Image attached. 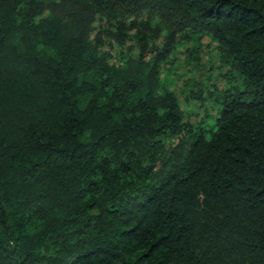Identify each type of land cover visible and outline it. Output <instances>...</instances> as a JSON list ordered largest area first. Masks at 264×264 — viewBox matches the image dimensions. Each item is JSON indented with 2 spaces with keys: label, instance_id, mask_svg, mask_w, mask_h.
Instances as JSON below:
<instances>
[{
  "label": "trees",
  "instance_id": "obj_1",
  "mask_svg": "<svg viewBox=\"0 0 264 264\" xmlns=\"http://www.w3.org/2000/svg\"><path fill=\"white\" fill-rule=\"evenodd\" d=\"M203 35L211 127L161 80ZM0 264H264V0H0Z\"/></svg>",
  "mask_w": 264,
  "mask_h": 264
},
{
  "label": "rangeland",
  "instance_id": "obj_2",
  "mask_svg": "<svg viewBox=\"0 0 264 264\" xmlns=\"http://www.w3.org/2000/svg\"><path fill=\"white\" fill-rule=\"evenodd\" d=\"M157 44L160 46L161 41H157ZM111 48V58L118 57L120 48ZM225 71L220 64L216 44L203 35L177 44L161 65V80L176 92L185 120L211 127L216 116V105L208 97V91L214 87L236 85L234 79L225 81Z\"/></svg>",
  "mask_w": 264,
  "mask_h": 264
}]
</instances>
